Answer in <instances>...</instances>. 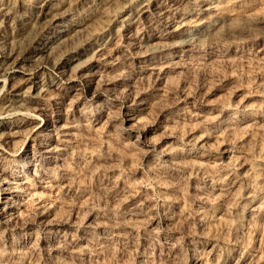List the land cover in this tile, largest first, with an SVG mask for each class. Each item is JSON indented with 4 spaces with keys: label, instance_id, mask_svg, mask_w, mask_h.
Segmentation results:
<instances>
[{
    "label": "clouds",
    "instance_id": "9594fccd",
    "mask_svg": "<svg viewBox=\"0 0 264 264\" xmlns=\"http://www.w3.org/2000/svg\"><path fill=\"white\" fill-rule=\"evenodd\" d=\"M0 264H264V0H0Z\"/></svg>",
    "mask_w": 264,
    "mask_h": 264
},
{
    "label": "rangeland",
    "instance_id": "374dc122",
    "mask_svg": "<svg viewBox=\"0 0 264 264\" xmlns=\"http://www.w3.org/2000/svg\"><path fill=\"white\" fill-rule=\"evenodd\" d=\"M17 78H19V75H17ZM10 83H11V81H10Z\"/></svg>",
    "mask_w": 264,
    "mask_h": 264
}]
</instances>
